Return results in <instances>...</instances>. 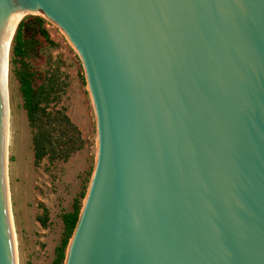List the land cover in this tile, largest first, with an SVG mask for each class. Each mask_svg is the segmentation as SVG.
Here are the masks:
<instances>
[{"label":"water","instance_id":"obj_1","mask_svg":"<svg viewBox=\"0 0 264 264\" xmlns=\"http://www.w3.org/2000/svg\"><path fill=\"white\" fill-rule=\"evenodd\" d=\"M24 12L65 36L93 111L62 264H264V0H0V264L5 48Z\"/></svg>","mask_w":264,"mask_h":264},{"label":"rangeland","instance_id":"obj_2","mask_svg":"<svg viewBox=\"0 0 264 264\" xmlns=\"http://www.w3.org/2000/svg\"><path fill=\"white\" fill-rule=\"evenodd\" d=\"M34 16L43 19L48 39L38 32ZM21 19L33 46L26 56L15 57L11 63V39L8 55L10 136L5 159L10 220L17 264H51L62 233L61 215L85 192L92 168L93 111L80 59L65 36L37 12H27ZM24 66L33 71L34 85L42 87L41 105L49 114L45 129L53 151L38 164H33V128L27 122L16 77ZM60 113L68 117V123ZM42 209L46 210L44 225L38 220Z\"/></svg>","mask_w":264,"mask_h":264},{"label":"trees","instance_id":"obj_3","mask_svg":"<svg viewBox=\"0 0 264 264\" xmlns=\"http://www.w3.org/2000/svg\"><path fill=\"white\" fill-rule=\"evenodd\" d=\"M33 20L40 35L43 38L48 39L47 33L42 26L43 19L41 17L34 16ZM24 30L25 26L21 19L19 20L12 37V45L10 50L12 55L10 58L11 63L15 57L22 58L26 56L32 49L33 42L31 41V37L30 35L26 36ZM16 77L22 98V107L25 111L29 126L33 128V134L31 138L33 164H38V162L44 156L49 154L51 155V151H53L51 147V137L48 131L45 129V124L47 123V117L49 118V114L45 111L44 105H41L44 92L40 85H34V73L31 70L29 71L26 66H24L22 70L16 72ZM60 116L65 122H69L68 117L65 114L60 113ZM53 154V156H60L59 153ZM66 156V154L61 155V158L65 159ZM83 195L84 193H81L80 198H74L71 204V209L61 215L62 233L59 238V243L54 248V257L52 258L51 264L63 263L65 248L75 225L80 209V199L83 197ZM42 212L43 214L38 217V220L41 225H44L46 219V210L42 209Z\"/></svg>","mask_w":264,"mask_h":264},{"label":"bare ground","instance_id":"obj_4","mask_svg":"<svg viewBox=\"0 0 264 264\" xmlns=\"http://www.w3.org/2000/svg\"><path fill=\"white\" fill-rule=\"evenodd\" d=\"M27 12H24L21 14L15 21L14 25L12 26L8 40L6 43L5 48V64H4V79H3V86H4V156L6 157V152L8 150V144H9V101H8V55H9V49H10V42H11V36L13 29L15 25L18 23V21L26 14ZM29 13V12H28ZM31 13V12H30ZM5 190H6V198H7V206H8V213H9V221H10V229H11V237H12V244H13V253H14V263L17 264V258H16V250H15V237H14V231L11 227V214L9 209V201H8V190H7V176H6V159H5Z\"/></svg>","mask_w":264,"mask_h":264}]
</instances>
